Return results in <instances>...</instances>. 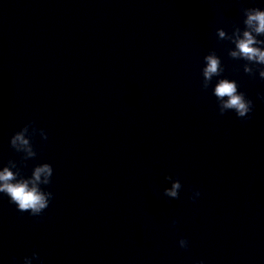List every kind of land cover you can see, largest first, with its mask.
Here are the masks:
<instances>
[{
  "label": "clouds",
  "instance_id": "clouds-1",
  "mask_svg": "<svg viewBox=\"0 0 264 264\" xmlns=\"http://www.w3.org/2000/svg\"><path fill=\"white\" fill-rule=\"evenodd\" d=\"M243 28L233 25L229 34L223 28L216 29V35L220 41H228L234 47L228 49V56L233 60H244V73L254 76L258 71L259 77L264 79V10L258 7L244 8ZM204 67L202 68V88L207 90L213 77H220L224 71L221 59L216 52L210 51L203 57ZM260 66L256 68L255 66ZM213 95L217 100V107L220 115L228 111L235 112L238 118H248V114L253 110V101L246 98L245 93L238 91L235 80L228 78L219 79L212 89ZM264 100V94H259ZM39 132L42 139L47 140V133L43 129H37L32 122L25 124L19 131L15 132L9 140L10 147L16 152L21 153V163L34 159L37 152L32 143V137ZM53 176V168L49 163L37 164L34 166L29 177L22 174L17 161L8 160L7 165L0 168V193L9 197V201L15 204L20 212H28L34 217L40 216L49 207L53 198L51 191H45L42 186L50 185ZM165 181L170 182V187L163 191V195L178 199L182 187L178 178L172 175H165ZM200 196V192L195 190L190 199L195 200ZM176 220L172 221L175 225ZM178 245L182 249H187L189 242L181 237ZM33 259H39L37 253L32 256L24 257L23 264H32ZM197 264H204L203 260Z\"/></svg>",
  "mask_w": 264,
  "mask_h": 264
}]
</instances>
